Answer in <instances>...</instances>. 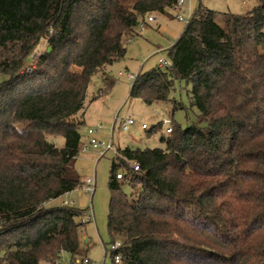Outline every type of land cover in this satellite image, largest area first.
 Instances as JSON below:
<instances>
[{"label":"trees","instance_id":"trees-1","mask_svg":"<svg viewBox=\"0 0 264 264\" xmlns=\"http://www.w3.org/2000/svg\"><path fill=\"white\" fill-rule=\"evenodd\" d=\"M177 1L0 0V264L79 256L85 211L52 203L83 185L88 88L125 58L142 22L176 19ZM216 16L199 4L167 65L135 75L130 97L149 106L187 82L198 122L172 123L163 148L117 152L111 264H264V0L224 14L225 31ZM43 43L50 51L36 57Z\"/></svg>","mask_w":264,"mask_h":264},{"label":"rangeland","instance_id":"rangeland-1","mask_svg":"<svg viewBox=\"0 0 264 264\" xmlns=\"http://www.w3.org/2000/svg\"><path fill=\"white\" fill-rule=\"evenodd\" d=\"M245 2L246 4H243ZM259 0H192L186 2L188 8L191 5L193 14L199 4L221 14H245L248 10L257 6ZM174 16L175 12L172 13ZM155 22L145 21V26H139L138 36L127 43V54L124 59L108 67V86L105 87L101 74L93 77L88 88V99L98 95L97 100L88 103L85 110V125L81 127L83 147L75 163V170L80 175L83 185L76 190L65 194L55 200L53 206L60 207L66 204L67 207L85 211L81 217L88 218L93 214L92 220L85 223L80 254L73 259L66 252L61 254L57 264H84L82 261L87 256L92 261L89 264H111L110 242L111 237L108 230V216L110 209L111 193L109 181L112 164L116 161L117 152L120 149L130 148L133 150H146L163 148L161 142L167 137L165 129L175 123L187 127L198 122V112L190 107L189 91L191 86L184 81L176 82L171 93L172 102H159L153 105H146L141 99L131 98L130 91L133 79L129 75H137L139 72H147L159 66L160 60L167 61L168 49L181 36L186 23L175 18L167 19L154 16ZM49 47L46 43L41 44L37 50L36 57L43 54ZM36 62L29 61L26 67L35 68ZM123 73V76L120 75ZM3 77H0V82ZM111 80V81H110ZM175 104L183 105L187 110L176 108ZM132 117L137 122L127 129L122 127V122ZM164 119L169 120L168 126L149 132ZM147 124L148 129L141 128V124ZM101 125L95 138L104 145H111L106 149L101 147L95 149L89 145L90 137L88 129H95ZM205 126V124H202ZM124 172L123 169H119ZM88 179L95 181L94 192L90 193L86 182ZM128 195H131V188L128 184L122 186ZM40 264H53L49 261H41Z\"/></svg>","mask_w":264,"mask_h":264},{"label":"built area","instance_id":"built-area-1","mask_svg":"<svg viewBox=\"0 0 264 264\" xmlns=\"http://www.w3.org/2000/svg\"><path fill=\"white\" fill-rule=\"evenodd\" d=\"M189 2L191 3L192 0H178L176 5L174 6V12L176 13V19L183 22V23H188L190 18H191V13H190V9H188L185 4L186 2ZM155 20V18L153 16H150L148 18V21L149 22H153ZM140 26H145V22H142L140 24ZM159 64L161 66H166L167 65V62L165 60H160ZM121 76H123V73H120ZM129 78L130 79H133L135 78V75H129ZM137 122L135 121L134 118L132 117H129L128 119H126L125 121L122 122V127L124 129H127L129 128L130 126H133L135 125ZM169 120H166L164 119L162 121V124L163 126H168L169 125ZM141 128L144 129V130H147L148 129V125L143 123L141 124ZM102 129V126L99 125L97 126L95 129H88L87 131V135L90 137V140H89V145L92 146L93 148L95 149H100L101 147H105L106 149H109L111 148V145H104L103 143L101 142H98L97 139L95 138V135L98 133L99 130ZM172 130H173V126H172V123L171 125H169L165 131L167 134H170L172 133ZM88 146H85V147H82L83 150L87 149ZM126 164H127V168L130 169L131 171L135 172V171H139L140 170V165L135 162V161H129V160H126ZM124 170V172H121L120 170L118 171L117 173V179L118 180H123L125 175H126V169L125 168H122ZM86 185H87V189L89 190L90 193H93L94 192V187H95V181H93L92 179H88L87 182H86ZM93 219V214H90V216H88V218H83L82 219V223H86L87 220H92ZM120 247V243L119 242H116L114 245L111 246V249L112 251H117L118 248ZM115 261L117 263L120 262V255H116L115 257ZM84 264H89L91 263L92 261L90 260L89 257H85L82 261Z\"/></svg>","mask_w":264,"mask_h":264},{"label":"crops","instance_id":"crops-1","mask_svg":"<svg viewBox=\"0 0 264 264\" xmlns=\"http://www.w3.org/2000/svg\"><path fill=\"white\" fill-rule=\"evenodd\" d=\"M243 4H246L245 2H243ZM188 9H190V13H191V5L188 7ZM208 9V8H207ZM210 10V9H209ZM250 10H248L247 12H249ZM216 12V11H215ZM247 12H245V13H247ZM233 14V13H232ZM191 15H192V13H191ZM155 22V20L152 22V23H154ZM216 22H217V24H218V26L222 29V30H226V24H225V17H224V15L223 14H221V13H219V12H217V16H216ZM107 71H108V68H106V70H105V72L104 73H100L101 75H102V78H103V82L105 83V87H107L108 86V81H109V78H108V73H107ZM111 81V80H110ZM100 91H102V90H100ZM99 93V92H98ZM96 96H98V95H95V96H93V98L90 100V99H88V92H87V100H86V109L88 108V106H89V104L90 103H92L93 102V100H94V98L96 97ZM95 101V100H94ZM89 103V104H88ZM86 113V112H85ZM85 113H84V116H85ZM83 121H84V125H85V118L83 117Z\"/></svg>","mask_w":264,"mask_h":264},{"label":"water","instance_id":"water-1","mask_svg":"<svg viewBox=\"0 0 264 264\" xmlns=\"http://www.w3.org/2000/svg\"><path fill=\"white\" fill-rule=\"evenodd\" d=\"M48 51H50V48L48 49Z\"/></svg>","mask_w":264,"mask_h":264}]
</instances>
